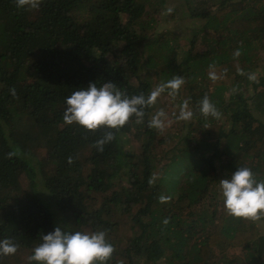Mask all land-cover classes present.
Instances as JSON below:
<instances>
[{
  "label": "trees",
  "instance_id": "trees-1",
  "mask_svg": "<svg viewBox=\"0 0 264 264\" xmlns=\"http://www.w3.org/2000/svg\"><path fill=\"white\" fill-rule=\"evenodd\" d=\"M150 1L18 8L0 0V239L19 244L0 264H28L40 235L57 225L105 231L114 247L107 264H264V218L229 215L219 195V180L238 167L264 180V76H246L264 64V0H184L182 14L201 24L188 28L181 58L177 34L148 38L164 5ZM177 76L184 83L175 94L166 90L141 120L112 130L103 152L94 142L109 129L62 119L65 98L90 82L147 98ZM161 97L171 117L185 101L193 113L187 125L179 120L183 130L169 149L150 125ZM204 97L218 117L200 112ZM129 133L137 150L124 146ZM232 249L244 263L227 255Z\"/></svg>",
  "mask_w": 264,
  "mask_h": 264
},
{
  "label": "clouds",
  "instance_id": "clouds-1",
  "mask_svg": "<svg viewBox=\"0 0 264 264\" xmlns=\"http://www.w3.org/2000/svg\"><path fill=\"white\" fill-rule=\"evenodd\" d=\"M16 5L18 8H37L39 0H16ZM165 11L170 13L172 9ZM234 55L239 56L240 50L237 49ZM210 76L216 78L214 73ZM248 78L255 80L256 76L250 73ZM183 83V77L177 76L157 86L145 98L143 94L126 95L112 81H104L99 86L90 82L65 98L62 119L65 124L76 123L86 131H95L100 127L109 129L94 142L96 150L103 152L104 146L115 138L112 130L121 128L132 116L141 120L147 105L154 103L166 90L174 95ZM10 92L14 94L15 90L10 89ZM186 108L187 101L180 112V119H191L193 113ZM199 110L204 116L220 115L207 97L201 100ZM163 116V111L156 113L150 125L159 127ZM219 195L229 215L253 221L264 218V180H258L250 168L238 167L231 175L220 179ZM18 248V242L13 239H0V256L13 255ZM113 251L114 247L103 230L71 231L57 225L52 231L40 235V242L32 249L28 264H107Z\"/></svg>",
  "mask_w": 264,
  "mask_h": 264
},
{
  "label": "rangeland",
  "instance_id": "rangeland-1",
  "mask_svg": "<svg viewBox=\"0 0 264 264\" xmlns=\"http://www.w3.org/2000/svg\"><path fill=\"white\" fill-rule=\"evenodd\" d=\"M151 4L155 5L157 8V3L154 2L153 0L150 1ZM161 7H163V9H161ZM185 4H184V0H164V5H159V7L157 8L159 10H161L160 13L155 14V22H156V29L154 28L153 31H151L149 33V37L148 38H153L155 36V34H161V33H166V32H173L175 34L178 35V43L179 45V53L180 56L179 58H181L183 56V54L185 53V51L187 50L188 47V42L185 41V38L188 37L190 38L191 35L189 34V30L188 28L191 27V25L196 28L198 27L201 23L200 22H193L189 17L184 16L182 13H185ZM171 8V9H176L177 12L173 17L172 21H165L164 19V15L167 14L166 13V9ZM157 10V11H158ZM107 58L109 59V61H111L112 59H114L113 55H108ZM255 71L250 72L252 74H255V76L257 77V73H261L264 76V64H260V66H256L255 67ZM247 73V80L248 81H252L248 78V74ZM252 94V89L251 87L248 88V95ZM161 105L159 106L160 108L157 109L155 111V113L153 114L156 115V113L163 111L164 116L161 117V124L159 127H157L158 133L157 136L159 137H164L167 139V145L161 147V149L165 148V149H169L171 148V146L174 145L175 142H177L180 138V136L177 137V135H180L181 131L183 130L182 128L180 130H178L179 127V117H171L168 113V97H161ZM166 106V109H163V107ZM189 110V108L187 109ZM152 116V118H153ZM152 120V119H151ZM186 122L185 125H187V123L190 121L189 120H183V122ZM133 134L129 133L128 135H126L125 137V141H124V146L127 149H131V150H137L138 149V143L135 141V138H133ZM205 205H208V202H205ZM211 207V206H209ZM261 224V223H260ZM258 225L259 229H260V233L262 235H264V222H262L261 225ZM227 255L230 257H233V260H238L241 263H244V255L242 253V251L240 249H232L230 251L227 252ZM245 264V263H244Z\"/></svg>",
  "mask_w": 264,
  "mask_h": 264
}]
</instances>
